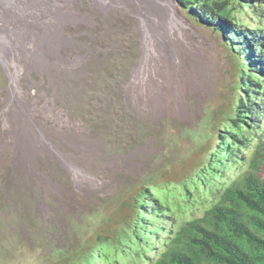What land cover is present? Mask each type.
<instances>
[{
  "label": "rangeland",
  "instance_id": "374dc122",
  "mask_svg": "<svg viewBox=\"0 0 264 264\" xmlns=\"http://www.w3.org/2000/svg\"><path fill=\"white\" fill-rule=\"evenodd\" d=\"M170 1L198 47L168 61V84L152 94L130 84L143 38L133 2L56 0L53 18H26L22 44L41 29L16 87V64L0 60V264H78L98 235L135 217L141 190L215 150L239 96L240 55L227 30Z\"/></svg>",
  "mask_w": 264,
  "mask_h": 264
},
{
  "label": "trees",
  "instance_id": "16d2710c",
  "mask_svg": "<svg viewBox=\"0 0 264 264\" xmlns=\"http://www.w3.org/2000/svg\"><path fill=\"white\" fill-rule=\"evenodd\" d=\"M176 2L227 30L240 55L234 114L199 168L141 190L135 217L98 235L78 264H264V0Z\"/></svg>",
  "mask_w": 264,
  "mask_h": 264
},
{
  "label": "bare ground",
  "instance_id": "6f19581e",
  "mask_svg": "<svg viewBox=\"0 0 264 264\" xmlns=\"http://www.w3.org/2000/svg\"><path fill=\"white\" fill-rule=\"evenodd\" d=\"M55 1L56 0H0V60L4 64L6 70L9 64H16L14 74L8 70L11 84L14 86L15 77L22 69L20 63L21 55H27L36 49V43L39 39L41 29L40 25H38L35 31H32L33 38L31 37V43L28 42V46L22 44L20 42V37L23 31H31L28 27V23L31 24V21L26 20V18H53L58 11L57 8L53 7ZM89 1L94 5L100 6V8L104 10L113 6H125L126 1L134 3L132 14L140 19L143 34L142 55L130 82L131 87L137 93H144L143 90H146L147 93L152 94L155 91L154 89L164 88L165 85L168 84V78L165 75L166 72H169L167 71L168 61H173L176 66V64L183 62L186 52L194 53L198 47L197 43L190 42V35L193 31L191 32L187 24L176 17L170 0ZM149 12H151V14H149ZM177 71H179L178 68ZM180 72L182 73V70H180ZM19 96L16 88L11 90V100L13 102H17ZM23 96L20 98H23ZM21 107L24 109L23 105ZM28 111L29 115L33 116V109L29 108ZM55 115L58 117L60 114L57 113ZM30 119H32V117ZM0 124L3 128L4 123L1 122ZM28 128H30V126Z\"/></svg>",
  "mask_w": 264,
  "mask_h": 264
},
{
  "label": "crops",
  "instance_id": "0c3cea01",
  "mask_svg": "<svg viewBox=\"0 0 264 264\" xmlns=\"http://www.w3.org/2000/svg\"><path fill=\"white\" fill-rule=\"evenodd\" d=\"M259 175L264 179V157L260 161Z\"/></svg>",
  "mask_w": 264,
  "mask_h": 264
},
{
  "label": "built area",
  "instance_id": "2783aa9c",
  "mask_svg": "<svg viewBox=\"0 0 264 264\" xmlns=\"http://www.w3.org/2000/svg\"><path fill=\"white\" fill-rule=\"evenodd\" d=\"M262 142L264 143V134H263V136H262Z\"/></svg>",
  "mask_w": 264,
  "mask_h": 264
},
{
  "label": "clouds",
  "instance_id": "9594fccd",
  "mask_svg": "<svg viewBox=\"0 0 264 264\" xmlns=\"http://www.w3.org/2000/svg\"><path fill=\"white\" fill-rule=\"evenodd\" d=\"M264 157V156H263Z\"/></svg>",
  "mask_w": 264,
  "mask_h": 264
}]
</instances>
